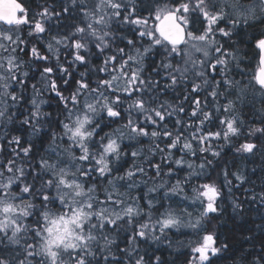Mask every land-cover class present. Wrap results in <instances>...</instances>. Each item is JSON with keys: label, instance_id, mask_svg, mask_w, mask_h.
I'll use <instances>...</instances> for the list:
<instances>
[{"label": "snow or ice", "instance_id": "snow-or-ice-1", "mask_svg": "<svg viewBox=\"0 0 264 264\" xmlns=\"http://www.w3.org/2000/svg\"><path fill=\"white\" fill-rule=\"evenodd\" d=\"M37 7L29 21L17 0H0V264H165L141 246L171 247L170 232L201 231L224 188L233 212L243 210L233 188L252 182L242 167L223 169V187L192 182L234 140L245 138L235 147L245 159L264 151V38L261 68L247 82L235 47L243 28L264 23V0ZM25 24L29 38L50 36L47 54L29 48ZM36 62L39 82L29 83ZM74 66L85 69L78 78ZM52 98L55 119L43 110ZM174 197L187 206L166 203ZM250 199L264 206V187ZM215 245L205 232L189 264H211Z\"/></svg>", "mask_w": 264, "mask_h": 264}, {"label": "trees", "instance_id": "trees-1", "mask_svg": "<svg viewBox=\"0 0 264 264\" xmlns=\"http://www.w3.org/2000/svg\"><path fill=\"white\" fill-rule=\"evenodd\" d=\"M26 9H29L27 16L29 21L33 17V13L38 11V4H42L45 0H20ZM49 4L55 3L57 10H59L61 0H47ZM55 23V22H54ZM63 23H68L64 21ZM22 36L29 40V48L32 44H35L41 51H46L45 44L50 36L47 34L42 40L35 37L29 38L28 32L30 30V24L21 25ZM55 34V29L53 30ZM264 36V23L259 21L252 24L250 27L242 29L241 36L237 38V43L235 47L239 49V53L242 57L241 68L244 70L243 80L245 82L252 80L258 69L259 61V48L257 47V40ZM47 54V52H44ZM25 60L30 59L29 56H24ZM70 59V57H69ZM179 59V57L177 58ZM99 63V61H94ZM67 66V65H65ZM43 67L42 64L36 62L33 64L35 69V79L31 80L29 83L39 82V69ZM83 67H73V74L78 78V72L84 71ZM54 78L57 79V83H60L58 76L54 73ZM239 78V77H238ZM31 95V89L25 93V100ZM257 101L256 108H260L259 103V92L256 93ZM44 99H49V94L44 95ZM29 105L24 101L19 105V111L23 112ZM43 110L46 112H51L53 114V119L57 115L56 101L54 98L50 100L48 104L43 106ZM17 111V109H13ZM244 111L249 117L252 115L251 108H245ZM255 126H262L259 123V119L252 120ZM118 125H112V127H117ZM13 129L18 128V122L11 125ZM105 131H110L111 129L105 128ZM23 129H21V132ZM244 137L239 140H234L233 145L225 146L219 158L208 157L212 160V166L207 169L208 176L201 179H194L193 184L205 182L210 177L211 181H215L217 184L222 185L223 176L222 171L224 168H229L231 171H236L237 168H243L245 174L248 176L252 183H245L242 188L237 190L233 188L234 197L242 201V211L239 213L233 212L232 209V196H229L227 189H223L222 198L220 201L221 210L217 214L210 216L208 220L205 221L204 228L199 232H193L189 229H181L179 232L172 231L169 233L170 239L172 240V246L169 247L167 242L157 245H142V249L147 248L149 254L155 250L156 255H160L165 264H189V260L194 255L192 248L199 245L205 232L213 234L216 238L217 247H221V251L217 253L216 256L211 257V264H250V262L257 258L258 256H264V206L261 205L259 199L252 202L250 197L252 195V190L256 193L261 191L264 187V151H258L255 155H247L245 159L235 153V147L239 143L244 142ZM255 139V138H253ZM259 143V141H256ZM125 143H128L127 141ZM143 147L147 148L148 144L146 141H141ZM199 162V161H197ZM131 160L128 161L126 167L131 166ZM151 174V173H150ZM183 175V173L181 174ZM231 179V177H230ZM174 182V181H173ZM236 181L233 180V184ZM244 189L249 191L245 192ZM146 191V189H144ZM140 190H135L134 194H137ZM189 194L190 191H189ZM179 197H174L172 201L166 203H171L173 207H185L187 203H181L178 205ZM198 207V206H197ZM193 211L194 215L196 213V208L189 209ZM119 242V241H118ZM222 245H227L226 248ZM124 245L121 243V247Z\"/></svg>", "mask_w": 264, "mask_h": 264}, {"label": "water", "instance_id": "water-1", "mask_svg": "<svg viewBox=\"0 0 264 264\" xmlns=\"http://www.w3.org/2000/svg\"><path fill=\"white\" fill-rule=\"evenodd\" d=\"M17 2L21 3L22 6H24V4H23L20 0H17ZM24 7H25V6H24ZM262 38H264V36H263ZM261 56H262V52H261V50L259 49V61H258V69H257V71H256V74L259 73V70H260V68H261ZM256 74H255V75H256Z\"/></svg>", "mask_w": 264, "mask_h": 264}, {"label": "rangeland", "instance_id": "rangeland-1", "mask_svg": "<svg viewBox=\"0 0 264 264\" xmlns=\"http://www.w3.org/2000/svg\"><path fill=\"white\" fill-rule=\"evenodd\" d=\"M45 35H46V34H45ZM45 35H44V36H45ZM44 48H45V47H44ZM45 49H46V48H45ZM41 52L44 53V52H46V51H44V50L41 49Z\"/></svg>", "mask_w": 264, "mask_h": 264}]
</instances>
